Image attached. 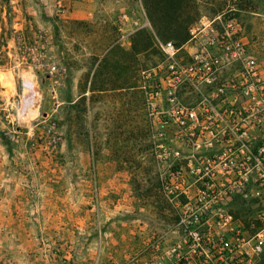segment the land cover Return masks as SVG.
I'll return each mask as SVG.
<instances>
[{
	"label": "rangeland",
	"instance_id": "obj_1",
	"mask_svg": "<svg viewBox=\"0 0 264 264\" xmlns=\"http://www.w3.org/2000/svg\"><path fill=\"white\" fill-rule=\"evenodd\" d=\"M208 23L264 82V0H0V264L149 263L172 212L145 77ZM254 202L235 209L247 231Z\"/></svg>",
	"mask_w": 264,
	"mask_h": 264
},
{
	"label": "built area",
	"instance_id": "obj_2",
	"mask_svg": "<svg viewBox=\"0 0 264 264\" xmlns=\"http://www.w3.org/2000/svg\"><path fill=\"white\" fill-rule=\"evenodd\" d=\"M210 24L193 34L187 61L172 42L158 44L162 59L145 77L156 158L166 168L161 192L172 212L170 225L147 245L148 264L263 262L264 155L250 131L264 113V82L237 31L215 33ZM206 29L212 35L203 39ZM249 199L261 208L247 231L235 209Z\"/></svg>",
	"mask_w": 264,
	"mask_h": 264
},
{
	"label": "crops",
	"instance_id": "obj_3",
	"mask_svg": "<svg viewBox=\"0 0 264 264\" xmlns=\"http://www.w3.org/2000/svg\"><path fill=\"white\" fill-rule=\"evenodd\" d=\"M89 17H90V13L87 11V12H85V15H84V20H87V19H89Z\"/></svg>",
	"mask_w": 264,
	"mask_h": 264
},
{
	"label": "bare ground",
	"instance_id": "obj_4",
	"mask_svg": "<svg viewBox=\"0 0 264 264\" xmlns=\"http://www.w3.org/2000/svg\"><path fill=\"white\" fill-rule=\"evenodd\" d=\"M8 76H9V80L12 82V78H13L12 75L9 74ZM25 94H26V93H25ZM29 95H30V94H29ZM29 95H28V96H29ZM30 98H31V97H30ZM24 99H25V98H24ZM28 100H29V99H28Z\"/></svg>",
	"mask_w": 264,
	"mask_h": 264
},
{
	"label": "trees",
	"instance_id": "obj_5",
	"mask_svg": "<svg viewBox=\"0 0 264 264\" xmlns=\"http://www.w3.org/2000/svg\"><path fill=\"white\" fill-rule=\"evenodd\" d=\"M176 48H179L177 45H175ZM262 264H264V261L262 262Z\"/></svg>",
	"mask_w": 264,
	"mask_h": 264
}]
</instances>
